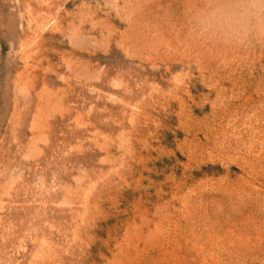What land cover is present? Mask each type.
Instances as JSON below:
<instances>
[{
    "label": "rangeland",
    "instance_id": "obj_1",
    "mask_svg": "<svg viewBox=\"0 0 264 264\" xmlns=\"http://www.w3.org/2000/svg\"><path fill=\"white\" fill-rule=\"evenodd\" d=\"M0 264H264V0H0Z\"/></svg>",
    "mask_w": 264,
    "mask_h": 264
}]
</instances>
